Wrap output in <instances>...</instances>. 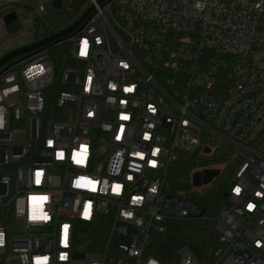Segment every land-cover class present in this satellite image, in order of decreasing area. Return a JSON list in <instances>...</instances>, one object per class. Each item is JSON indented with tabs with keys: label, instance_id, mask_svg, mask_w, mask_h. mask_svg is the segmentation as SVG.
Masks as SVG:
<instances>
[{
	"label": "built area",
	"instance_id": "built-area-1",
	"mask_svg": "<svg viewBox=\"0 0 264 264\" xmlns=\"http://www.w3.org/2000/svg\"><path fill=\"white\" fill-rule=\"evenodd\" d=\"M51 1L0 0V17ZM89 8L0 68V264H163L151 235L193 220L217 234L210 257L182 243L171 264H264V0H84L78 19ZM217 145L235 169L207 216L167 175ZM101 220V247H80L78 225Z\"/></svg>",
	"mask_w": 264,
	"mask_h": 264
},
{
	"label": "trees",
	"instance_id": "trees-1",
	"mask_svg": "<svg viewBox=\"0 0 264 264\" xmlns=\"http://www.w3.org/2000/svg\"><path fill=\"white\" fill-rule=\"evenodd\" d=\"M65 6L42 18L31 21V34L37 41L69 27L78 19V13L70 6V0H64ZM11 49H8L10 51ZM11 61V60H10ZM9 61V62H10ZM60 63V58L58 64ZM69 63L68 56L63 67ZM231 151L222 145H217L211 155H200L181 152L178 160L170 167L167 179L174 191L182 190L187 198L201 208L204 215L213 216L221 205L226 202L224 192L235 169L230 161ZM223 162H228L223 175L204 191L190 192L192 176L196 169ZM78 245L86 250H97L101 247L105 235L104 222L98 221L91 225L79 224ZM164 233H153L150 239L148 252L159 259L163 264L175 262V249L178 245L187 244L191 251L201 260L207 261L209 254L217 241V234L208 220L175 221L166 225Z\"/></svg>",
	"mask_w": 264,
	"mask_h": 264
},
{
	"label": "rangeland",
	"instance_id": "rangeland-1",
	"mask_svg": "<svg viewBox=\"0 0 264 264\" xmlns=\"http://www.w3.org/2000/svg\"><path fill=\"white\" fill-rule=\"evenodd\" d=\"M88 2L89 0H86V5L88 4ZM84 7L85 5L82 6V8ZM30 28H31L30 20L23 18L21 21V29L16 33L9 34L5 31L3 22H2V17H0V55L7 52L8 49H13V48L23 46V45H26L32 42L33 36L31 34ZM211 166L214 168L212 171H209L207 173H200L195 178L196 184H201L203 182L209 181V184L205 188L197 189L193 191L192 188L195 183L193 181V176H192V180H191L192 186L190 189L192 193H199L201 191H204L209 185L215 182L217 178L223 175L228 164L223 162V163H219V164H215ZM4 171H8V169L4 167H0V173ZM7 230L11 234L16 233V232L21 233L24 230V224L21 221H15L13 219H10ZM112 243L116 245L119 243V238L117 234L113 235Z\"/></svg>",
	"mask_w": 264,
	"mask_h": 264
},
{
	"label": "water",
	"instance_id": "water-1",
	"mask_svg": "<svg viewBox=\"0 0 264 264\" xmlns=\"http://www.w3.org/2000/svg\"><path fill=\"white\" fill-rule=\"evenodd\" d=\"M98 3L102 2L103 0H97ZM84 0H72L71 7L77 11L79 10L80 6L83 4ZM62 7V0H53L51 2H47L45 4V11L46 13H51L55 9H59ZM91 11V8H89L86 12L83 13V15L72 25H70L67 28H64L61 31H58L50 36H47L45 38H42L38 41L14 48L2 56H0V68L11 58H14L18 55L25 54L28 52H32L34 50L40 49L47 44L53 43L54 41L63 38L70 33H72L81 23L82 21L86 18V16L89 14ZM2 21L5 25L6 31L9 34L16 33L20 30L21 28V23L20 19L15 11L9 12L2 16ZM194 177V176H193ZM81 255V254H80Z\"/></svg>",
	"mask_w": 264,
	"mask_h": 264
},
{
	"label": "snow or ice",
	"instance_id": "snow-or-ice-1",
	"mask_svg": "<svg viewBox=\"0 0 264 264\" xmlns=\"http://www.w3.org/2000/svg\"><path fill=\"white\" fill-rule=\"evenodd\" d=\"M86 47H87V42L85 41L84 42V49H86ZM81 54L83 55L84 54V50L82 49V52H81ZM79 163H82L83 161L81 160V161H78ZM117 190H118V186H117ZM237 192L239 191V189H237L236 190ZM46 199V198H45ZM249 207H251V205L249 206ZM46 218V217H45Z\"/></svg>",
	"mask_w": 264,
	"mask_h": 264
},
{
	"label": "crops",
	"instance_id": "crops-1",
	"mask_svg": "<svg viewBox=\"0 0 264 264\" xmlns=\"http://www.w3.org/2000/svg\"><path fill=\"white\" fill-rule=\"evenodd\" d=\"M71 3H72V2H71ZM22 19H23V18H21L20 20L22 21ZM21 21H20V23H21ZM2 22H3V21H2ZM3 26H4V29H5V31H6V28H5L4 23H3ZM20 29H21V28H20ZM6 32H7V31H6ZM7 33H8V32H7ZM32 42H33V41H32ZM32 42H30V43H32ZM19 47H20V46H19ZM16 48H17V47H16ZM13 49H14V48H13ZM11 50H12V49H11ZM7 52H8V51H7ZM5 53H6V52H5ZM5 53H4V54H5ZM2 55H3V54H2ZM2 55H0V56H2Z\"/></svg>",
	"mask_w": 264,
	"mask_h": 264
}]
</instances>
